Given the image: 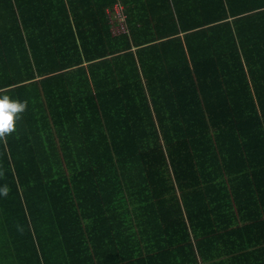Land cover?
Returning a JSON list of instances; mask_svg holds the SVG:
<instances>
[{
  "label": "trees",
  "instance_id": "1",
  "mask_svg": "<svg viewBox=\"0 0 264 264\" xmlns=\"http://www.w3.org/2000/svg\"><path fill=\"white\" fill-rule=\"evenodd\" d=\"M3 94L28 102L0 141V216L26 240L93 221L114 238L142 200L137 226L169 232L170 264L264 247L212 218L264 175V0H0ZM148 194L169 210L147 213ZM142 240L123 246L135 260Z\"/></svg>",
  "mask_w": 264,
  "mask_h": 264
},
{
  "label": "crops",
  "instance_id": "2",
  "mask_svg": "<svg viewBox=\"0 0 264 264\" xmlns=\"http://www.w3.org/2000/svg\"><path fill=\"white\" fill-rule=\"evenodd\" d=\"M123 33H129L128 27L127 31L124 32L115 31V34ZM260 178L257 188L247 184L245 188L241 189L243 191L242 197L237 199V204L232 202L231 207L226 208L225 215L220 214L218 211L212 216L215 222L218 220L219 223H228V230L237 232L236 230L239 228L247 227L248 230L245 232L244 240L248 246L255 240L258 241L259 245L264 246V224L257 218V213L264 215V207H261L262 201H264V175L261 174ZM147 189L149 191L151 188ZM141 197L144 199V195H141ZM178 198L182 206L183 203L179 194ZM145 199H147L145 208L147 213H155L154 208H159V212L163 215L171 206V203L166 200L165 194H161L158 199H151L148 194ZM214 202L216 207V199H214ZM143 207H145V203L143 204L142 200L131 203L129 213L132 222L131 231L116 230L114 238H110L109 233L106 236L101 225L93 221L92 225H89L91 235L87 230L73 231L68 234L67 231L70 230L67 228L65 230L66 242L60 241L58 234H62L60 230H56L55 235L48 239L45 232L40 231L41 238L35 233L31 240H26L25 228L21 230L20 225H18L23 233L21 234L12 227V223H16L15 220L0 216V264H170L169 253L166 254V251L169 252L170 246L169 232L163 230L161 233L156 234L142 228L139 229L137 226V223L140 222L138 221L139 215L142 213L140 208ZM182 211L184 212L183 207ZM146 217H148V214H146ZM152 218L155 221L158 216ZM165 218L169 221V214ZM252 227L253 229H251ZM174 235L178 238L185 237L184 232H178L177 234L174 232ZM191 237L192 243H195L192 233ZM144 238L148 250L146 254L149 256L146 255V259L141 260L140 256H145V252L142 251L135 260V250L123 249V246L133 240L140 239L142 242ZM233 241L237 243L239 239H228L223 244L226 250L215 252L219 255L214 259H210L211 261L206 262V264H264V247H255L256 245L251 243L250 248H236ZM162 247L166 249L162 250ZM160 248L162 252H159ZM196 264H204V261L198 258Z\"/></svg>",
  "mask_w": 264,
  "mask_h": 264
},
{
  "label": "clouds",
  "instance_id": "3",
  "mask_svg": "<svg viewBox=\"0 0 264 264\" xmlns=\"http://www.w3.org/2000/svg\"><path fill=\"white\" fill-rule=\"evenodd\" d=\"M28 102L19 99H12L9 95H0V141H6L7 137L16 130V122L26 111ZM4 176L3 170H0V177ZM8 186H0V195L7 196Z\"/></svg>",
  "mask_w": 264,
  "mask_h": 264
},
{
  "label": "built area",
  "instance_id": "4",
  "mask_svg": "<svg viewBox=\"0 0 264 264\" xmlns=\"http://www.w3.org/2000/svg\"><path fill=\"white\" fill-rule=\"evenodd\" d=\"M106 13L111 26L114 25L115 31H127V25L125 23L126 15L122 3L117 1L111 8L106 9Z\"/></svg>",
  "mask_w": 264,
  "mask_h": 264
},
{
  "label": "rangeland",
  "instance_id": "5",
  "mask_svg": "<svg viewBox=\"0 0 264 264\" xmlns=\"http://www.w3.org/2000/svg\"><path fill=\"white\" fill-rule=\"evenodd\" d=\"M113 15V13H112ZM112 31H115L114 25L111 26Z\"/></svg>",
  "mask_w": 264,
  "mask_h": 264
}]
</instances>
